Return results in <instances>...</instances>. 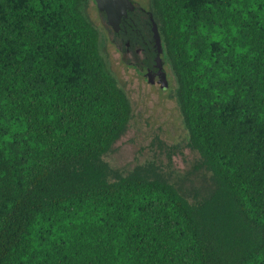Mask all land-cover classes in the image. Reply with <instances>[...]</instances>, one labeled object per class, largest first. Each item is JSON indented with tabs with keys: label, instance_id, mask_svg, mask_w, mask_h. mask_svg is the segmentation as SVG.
Instances as JSON below:
<instances>
[{
	"label": "trees",
	"instance_id": "trees-1",
	"mask_svg": "<svg viewBox=\"0 0 264 264\" xmlns=\"http://www.w3.org/2000/svg\"><path fill=\"white\" fill-rule=\"evenodd\" d=\"M87 1L0 0V264H264V0H146L192 196L103 160L131 107Z\"/></svg>",
	"mask_w": 264,
	"mask_h": 264
},
{
	"label": "rangeland",
	"instance_id": "rangeland-1",
	"mask_svg": "<svg viewBox=\"0 0 264 264\" xmlns=\"http://www.w3.org/2000/svg\"><path fill=\"white\" fill-rule=\"evenodd\" d=\"M140 1L146 3V0ZM84 11L99 32L101 54L119 87L125 91L131 107L124 131L103 160L114 174L125 175L140 170L177 185L188 196L204 194L211 182L207 172L197 167L198 153L188 145V132L179 110L176 81L171 71L172 85L168 90L143 86L119 59L102 13L92 0L86 2Z\"/></svg>",
	"mask_w": 264,
	"mask_h": 264
},
{
	"label": "flooded vegetation",
	"instance_id": "flooded-vegetation-1",
	"mask_svg": "<svg viewBox=\"0 0 264 264\" xmlns=\"http://www.w3.org/2000/svg\"><path fill=\"white\" fill-rule=\"evenodd\" d=\"M131 1L133 9L120 19L116 29L109 26L105 15H102L111 42L117 48L121 62L135 75L134 78L148 89L155 87L158 91H166L172 81L157 23L146 3ZM155 26L160 36L161 52ZM164 85H167L166 89H163Z\"/></svg>",
	"mask_w": 264,
	"mask_h": 264
},
{
	"label": "water",
	"instance_id": "water-1",
	"mask_svg": "<svg viewBox=\"0 0 264 264\" xmlns=\"http://www.w3.org/2000/svg\"><path fill=\"white\" fill-rule=\"evenodd\" d=\"M96 5L97 10L105 15L106 23L113 29H116L120 19L127 13V11L132 10L134 5L131 0H93ZM157 35L158 41L160 39L157 26L154 28ZM160 52L162 51L161 41H159ZM167 85L163 86L166 89Z\"/></svg>",
	"mask_w": 264,
	"mask_h": 264
}]
</instances>
